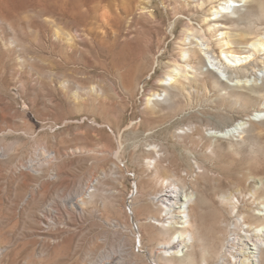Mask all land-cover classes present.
<instances>
[{
	"label": "rangeland",
	"instance_id": "obj_1",
	"mask_svg": "<svg viewBox=\"0 0 264 264\" xmlns=\"http://www.w3.org/2000/svg\"><path fill=\"white\" fill-rule=\"evenodd\" d=\"M138 1L79 9L75 0H0V264H236L243 231L230 208L247 225H264L253 215L264 205V115L235 139L211 134L260 108L264 64L255 55V71L222 75L205 61L197 76L188 70L192 85L177 76L166 83L172 95L147 107L177 54L176 21L186 17L171 20L159 0H140L159 9L163 25L138 19L129 28L126 12ZM249 6L224 30L236 40L248 38L240 20ZM207 76L222 90H200L194 81ZM233 92L238 102L219 96ZM172 185L198 200L186 229L189 261L160 246L177 229L155 198Z\"/></svg>",
	"mask_w": 264,
	"mask_h": 264
},
{
	"label": "bare ground",
	"instance_id": "obj_2",
	"mask_svg": "<svg viewBox=\"0 0 264 264\" xmlns=\"http://www.w3.org/2000/svg\"><path fill=\"white\" fill-rule=\"evenodd\" d=\"M75 1H77L76 3L78 8L81 9L82 7L84 8V6L88 5L91 0H75ZM159 1L164 6L163 11L165 15L169 16L171 20L172 19L174 20L177 16L178 17L185 16L186 20H182V19L180 20L178 18V21H176L182 27V31L179 32L174 38L175 40L174 43L176 44V48H177V52H176L177 54L174 56L173 60L169 65L167 66L165 65L166 71L164 76H161L160 79L154 82L156 88L162 90H160L159 93H155V92L150 94L148 93L149 97L145 98V103H144L145 106L149 107L148 105L152 104L153 102H160L159 99L160 97L171 96L172 95L171 92L166 88V83L167 81L171 82V80L176 78L177 76H180L184 80L181 84H184L185 81H187L189 85H192L191 84L192 81L187 76L189 72L188 70H191L192 74L197 76L198 75L197 73L199 72L201 73L202 68L206 66V62L208 65L210 64L209 65L210 68L222 72V75L223 73H225L226 75V72L228 70H232L233 73H238V74H245V72H248L249 69L251 70L254 69L255 71L256 70L255 66H253L254 62L253 63L251 62L255 58H260V60L264 64V0H256L257 4L255 6L254 5L251 6L250 3H248L249 2L248 0H184L181 2L179 0H159ZM137 3L138 4L136 11L129 10L126 12L129 28H134L137 25H139L138 19L144 20L147 26L149 27L151 26L158 27L163 25V20L165 18L164 19L162 18L158 8H154V10H150L151 7H148L147 4L148 2L144 4L143 1L141 2L139 0ZM52 4H50L51 9H53ZM55 4L57 3H54V5ZM244 4H248V6L249 5L250 6L246 9L247 14L243 16L240 21H244L245 23V29H243V32L246 33V36H248V38L247 37L243 38V33H241L242 34L241 37L238 40H236L235 37L229 36V34H227V31L225 32L224 30L227 29L231 30L236 25H238L239 21L235 19V17L236 14L240 11V7H242ZM60 12L62 13V10ZM86 14H84L85 17ZM196 18L198 19V21L196 20ZM194 21H197L199 27H196L194 25L193 23ZM169 34L174 35L175 28L172 29V31ZM166 36H167L166 32H163L162 38H165ZM125 37L127 38V36ZM66 38H67L66 49L68 52V56H66V58H70L72 55L71 53L74 52L73 50L75 46L72 43L74 39L70 35H68V37ZM112 38L115 43H119L120 39L124 38L120 26H117V29L115 30ZM193 39L195 42H193ZM66 40L64 41L66 42ZM192 44H194V48L188 47L191 46ZM215 45H217L220 48L219 55H216V57L214 53ZM255 55L256 57L254 58ZM153 62H155V60ZM213 69L207 68V71L209 73H213ZM263 71H264V66L262 70L257 69L256 72L264 73ZM262 73L260 74L255 73V76L261 77ZM194 82L200 90L201 89L206 90L208 87H210V85L213 88H217L218 91L222 90L219 88L220 85H218V82L213 81L212 83H210L208 76L200 80L196 79ZM249 88L251 89L252 87ZM180 95L183 94L182 93L179 94V97ZM177 96L178 95H174V97ZM219 96L221 100L223 102H227V104L230 102L232 103L233 101L236 102L237 99L239 100V98L241 97L239 94L234 92L229 94L228 96H221V95ZM259 106L260 108L258 110H255L252 114H250L246 118H241L228 127L214 130L213 132L210 131L212 136L215 139H223V140L235 139L236 137H240L248 128L250 122H254L256 121L257 118L264 115V102L260 103ZM155 199L161 202L165 206V212L169 216L168 219L169 223L167 222L168 228L177 229L176 232H174V234L171 236V238L168 241L165 240L166 242L160 245L161 249H163V252H165L166 254L170 253L176 257L181 256L183 260L189 261L190 257L187 255L185 248L188 247L187 245L190 244L192 235L190 232H187L186 229L190 223L189 222L190 221L189 213L191 212L190 207L196 201H198L196 200L197 199L196 195L193 192H187L172 185L171 187L168 188V190H166L163 194L159 195ZM220 199L224 203L228 202L230 199L229 194L221 195ZM229 205L231 204L229 203ZM236 208L237 207L232 206L230 208L231 209L230 214L232 217L234 216L236 218L235 219L236 223L234 226L236 227V225L237 226L239 225L243 231L242 240H241L243 246L242 248H240V250H238V252H236L237 255H234L235 260L233 261L236 264H260V255L261 252H263L264 250V225H260L256 227L247 225L245 220H243L242 217L238 214L239 212ZM262 208H263L262 212L259 211L253 213L254 218L258 216L260 220H264V205ZM173 209H176L175 215L173 214ZM107 257L108 255L104 256V258ZM96 264H100V262H97ZM105 264H121V263L119 262V259H115L112 262L109 260Z\"/></svg>",
	"mask_w": 264,
	"mask_h": 264
}]
</instances>
